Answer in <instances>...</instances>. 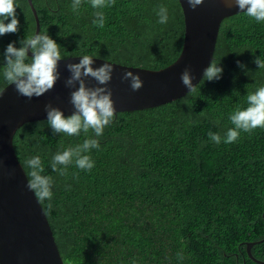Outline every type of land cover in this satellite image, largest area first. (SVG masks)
Returning a JSON list of instances; mask_svg holds the SVG:
<instances>
[{
	"label": "trees",
	"instance_id": "trees-1",
	"mask_svg": "<svg viewBox=\"0 0 264 264\" xmlns=\"http://www.w3.org/2000/svg\"><path fill=\"white\" fill-rule=\"evenodd\" d=\"M72 3L33 0L40 32L61 46L63 59L90 55L160 70L182 52L179 0H115L102 9L82 0L78 12ZM16 4L19 31L0 36V92L9 85L3 77L7 45L20 47L36 33L29 1ZM162 5L166 24L158 23ZM97 11L104 14L103 27L93 24ZM257 57L264 59V22L240 13L221 25L214 55L221 79H202L162 106L118 113L100 137L92 130L53 133L47 120L17 131L14 148L27 177L26 161L38 155L43 175L53 179L51 201L40 203L64 264H260L249 244L264 262V128L241 131L230 144L208 135L223 138L234 127L230 115L247 107L248 92L264 86ZM88 137L100 144L85 153L94 161L90 171L74 161L65 175L52 171L57 152Z\"/></svg>",
	"mask_w": 264,
	"mask_h": 264
},
{
	"label": "water",
	"instance_id": "water-1",
	"mask_svg": "<svg viewBox=\"0 0 264 264\" xmlns=\"http://www.w3.org/2000/svg\"><path fill=\"white\" fill-rule=\"evenodd\" d=\"M28 1L39 34L38 13L33 0ZM179 2L184 13L185 35L182 52L173 64L151 70L93 57V67L105 62L113 64L112 79L107 87L112 91L114 115L155 108L185 97L189 89L180 78L185 67H190L196 87L203 79L204 70L214 60L222 22L243 13L235 5L228 7L225 0H204L195 10L186 0ZM81 57L61 60L60 79L40 97L21 96L15 85H8L0 92V264H64L46 212L27 187V175L16 154L14 137L25 124L47 120L44 106L48 103L60 108L65 117L72 114L74 108L69 102L72 89L64 83L70 76L66 65L79 62ZM126 71L140 76L141 89L132 91L129 81H122L121 76ZM86 83L89 87L97 86L90 77L86 78ZM252 247L253 244L248 245L250 257L264 264L253 257Z\"/></svg>",
	"mask_w": 264,
	"mask_h": 264
},
{
	"label": "clouds",
	"instance_id": "clouds-1",
	"mask_svg": "<svg viewBox=\"0 0 264 264\" xmlns=\"http://www.w3.org/2000/svg\"><path fill=\"white\" fill-rule=\"evenodd\" d=\"M189 7L195 10L204 0H186ZM82 0H73L72 10L78 12ZM94 9H102L115 3V0H90ZM228 7L235 5L240 12L257 22H264V0H225ZM16 0H0V36L19 31V19L16 15ZM93 24L103 27L104 14L95 12ZM158 23L168 22V9L160 6L157 11ZM10 22L5 23V21ZM9 43L3 53L4 71L3 77L9 85H15L19 95L31 99L40 97L53 89L60 79L59 62L63 60L60 52L61 46L53 40L48 32L29 35L19 41ZM31 53V56L29 55ZM259 69H264V59L257 57L253 61ZM241 68L244 65L239 64ZM94 59L90 55H83L79 62L66 65L70 76L65 80V87L72 89L70 92V103L74 111L65 117L63 111L53 107L51 103L44 106L47 122L53 133H64L68 136H78L81 131L85 134L92 130L96 137L102 136L104 129L108 126L116 112L112 91L107 85L112 79L114 71L113 64L105 62L99 67H93ZM223 68L214 60L203 72L204 81H215L222 78ZM92 78L97 86L89 87L86 78ZM182 84L189 89V93L195 90L193 86V75L190 67H185L181 73ZM122 81H129L132 91H138L143 87V81L139 75L126 71L121 76ZM247 107L237 108L231 115L230 121L234 127L229 128L222 138L218 133L209 132V139L220 144L222 139L226 144L233 143L239 139L241 131L250 133L257 128H264V86L257 88L254 92H248L246 96ZM100 147L97 139L88 137L82 144L68 147L62 152H57L51 161V168L60 175H65L68 165L75 162L76 167L81 170H91L94 161L89 153L91 149ZM26 164L30 169L28 173L27 187L32 191L38 202L51 201L53 197V179L50 175H43L44 166L40 156L27 159ZM62 166V167H61ZM180 254H178L179 256ZM182 258V257H180Z\"/></svg>",
	"mask_w": 264,
	"mask_h": 264
}]
</instances>
